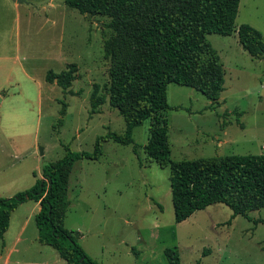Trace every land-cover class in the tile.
I'll use <instances>...</instances> for the list:
<instances>
[{"label":"rangeland","instance_id":"rangeland-1","mask_svg":"<svg viewBox=\"0 0 264 264\" xmlns=\"http://www.w3.org/2000/svg\"><path fill=\"white\" fill-rule=\"evenodd\" d=\"M20 1V45L28 43L23 53L34 56L35 82L18 66L3 65L0 129L4 133L0 137L14 138L21 147L36 145L38 154L45 148L42 162L48 163L63 157L64 147L89 153L98 137L123 134L124 120L107 100L97 113H91L90 107L94 88L99 96H108L110 63L103 45L113 35L107 28L110 19L81 15L64 0ZM15 15L4 11L0 30L16 29ZM242 24L259 31L264 41V0L239 1L235 29ZM207 40L222 64L224 90L210 105L193 88L168 85L167 103L183 108L166 112L170 159L264 154V56L252 59L236 32L208 35ZM70 66L75 79L68 90L42 83L49 72L58 75ZM148 129L146 120L133 129L132 145L107 141L98 161L74 164L64 227L79 233V244L88 257L99 264H168L164 250L176 247L180 264H264V224L255 223L264 221V209L251 212L247 220L214 204L175 223L170 170L150 161L142 150ZM32 225L25 235L28 249L20 244L12 261L66 264L31 236ZM2 242L0 238V256Z\"/></svg>","mask_w":264,"mask_h":264},{"label":"trees","instance_id":"trees-1","mask_svg":"<svg viewBox=\"0 0 264 264\" xmlns=\"http://www.w3.org/2000/svg\"><path fill=\"white\" fill-rule=\"evenodd\" d=\"M240 0H64L81 15L103 16L113 35L103 45L109 61L108 96L94 88L91 113L107 100L125 123L123 134L107 133L96 139L92 152H74L44 163L42 178L29 189L10 198H0V238L8 229L10 214L27 201L39 202L34 217L38 242L56 251L66 264H99L79 244V233L64 227L70 205L68 182L74 164L98 161L104 142L133 144L132 132L149 121V135L142 150L161 168L170 170V191L175 223L187 220L196 211L221 204L251 220L250 213L264 209V154L228 155L174 162L166 112L182 110L167 103L169 84L190 87L203 94L210 105L217 102L224 86V70L208 35L237 33L242 49L252 58L264 56L262 34L242 24L235 29ZM74 66L58 75L51 72L46 82L63 91L75 79ZM60 116L65 109L60 110ZM61 118L59 123H61ZM135 153V148L133 149ZM255 223H263L255 220ZM168 264H180L176 247L166 248Z\"/></svg>","mask_w":264,"mask_h":264},{"label":"crops","instance_id":"crops-1","mask_svg":"<svg viewBox=\"0 0 264 264\" xmlns=\"http://www.w3.org/2000/svg\"><path fill=\"white\" fill-rule=\"evenodd\" d=\"M20 4L17 0H0V21L4 11L16 13V29L0 30V70L3 69V65L6 63L10 64L11 67L18 66L21 71L28 74L27 79L35 82L34 56L32 55L29 58V54L26 53L24 55L23 53V50L28 49V43L26 47L20 45L17 15ZM19 61L22 64H18ZM31 72L32 74H30ZM4 83H8V80L6 79ZM42 83L45 84L46 81L44 80ZM3 91H5L4 88L0 86V102L5 98L1 96ZM0 133L4 132L0 129ZM2 135L0 137V198H10L19 192L29 189L38 179L42 178V166L44 164L42 159L46 149H41L38 154L36 145H32L29 148L27 146L21 147L14 138L12 140L5 134ZM39 210V202L27 201L11 212L8 229L1 237L3 238V251L0 256L2 264H26L19 259L12 261V257L14 254L18 255V246L20 244H24L25 248L28 249L29 243L25 235L32 223L30 234L34 239L37 238L38 241L34 217ZM6 237L7 240H5Z\"/></svg>","mask_w":264,"mask_h":264},{"label":"water","instance_id":"water-1","mask_svg":"<svg viewBox=\"0 0 264 264\" xmlns=\"http://www.w3.org/2000/svg\"><path fill=\"white\" fill-rule=\"evenodd\" d=\"M14 1V0H13ZM18 3H22L23 1L17 0ZM42 154V153H41Z\"/></svg>","mask_w":264,"mask_h":264}]
</instances>
